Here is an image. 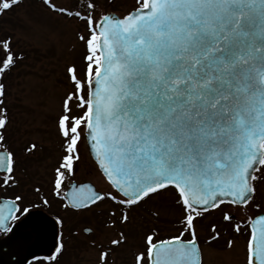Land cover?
<instances>
[{"label": "snow or ice", "instance_id": "6c2138e0", "mask_svg": "<svg viewBox=\"0 0 264 264\" xmlns=\"http://www.w3.org/2000/svg\"><path fill=\"white\" fill-rule=\"evenodd\" d=\"M22 3L0 0V17ZM43 3L82 20L90 33L79 37L88 50L85 78H78L75 67L68 69L75 91L64 98L57 120L64 155L55 168L54 194L67 189L63 207L76 211L111 201L121 214L109 211L106 226L115 227L130 220L132 209L172 189L184 213L180 233L167 240L155 232L146 235L145 251L136 254L135 262L205 264L197 218L221 204L250 205L257 182L264 180V0H137L123 16L108 13L98 19L93 0H81L84 11L58 7L53 0ZM21 60L12 38L0 39L4 189L18 183L16 154L5 135L11 124L5 102L7 77ZM74 107L83 113L75 115ZM85 132L108 185L105 192L72 182ZM37 147L32 143L26 151ZM30 214L21 195L0 203V234L11 238L14 222ZM232 219L225 213V221ZM255 224L244 264H264V215ZM233 230L240 234L242 225ZM212 231L205 243L220 238L215 226ZM118 235L113 246L127 242L123 231ZM233 243L228 241V247ZM64 248L60 244L56 252ZM109 254L101 252V264H108Z\"/></svg>", "mask_w": 264, "mask_h": 264}, {"label": "rangeland", "instance_id": "374dc122", "mask_svg": "<svg viewBox=\"0 0 264 264\" xmlns=\"http://www.w3.org/2000/svg\"><path fill=\"white\" fill-rule=\"evenodd\" d=\"M75 1L53 0V3L71 11H84L78 6V0ZM93 2L96 5L94 18L97 19L108 12L123 16L137 7V0ZM80 35L86 38L90 35L82 20L51 11L43 0H23L19 7L0 17V39L10 36L16 51L23 56V60L6 80L5 104L11 117L7 135L11 139L16 138L17 142L23 139L22 143L25 145L26 141L37 144L29 163L33 184L41 185L49 194L53 187L55 168L64 155V141L57 130V120L64 98L75 91L68 69L75 67L78 78H85L83 72L86 71L85 57L88 53L86 42L79 39ZM83 111L84 109L74 107L75 115H81ZM84 136L81 159L72 180H89L98 190L105 192L108 185L92 160ZM170 204L169 193L162 192L132 209L129 213L130 220L123 225L117 222L115 227L106 226V222L111 219L109 211L116 210L117 217L121 214L111 201L105 200L98 206L79 212L64 209L66 226L69 227L67 233L73 235L72 238L67 237V241L78 246L77 252L73 253L79 256L80 264H101L100 243H103V247L113 249L109 252L111 264H133L136 254L145 251L146 235L152 234L151 231L157 228V214L169 217ZM159 205L162 206V211L158 210ZM85 226L93 228L90 235L82 231ZM121 231L127 242L115 247L111 241L118 239ZM201 236L206 237V232L201 233ZM228 248L225 250L205 246V249L213 253L211 257L209 252V264L214 261L215 264H244L243 246H240L242 251L239 255Z\"/></svg>", "mask_w": 264, "mask_h": 264}, {"label": "flooded vegetation", "instance_id": "af4514ba", "mask_svg": "<svg viewBox=\"0 0 264 264\" xmlns=\"http://www.w3.org/2000/svg\"><path fill=\"white\" fill-rule=\"evenodd\" d=\"M73 1L76 2L75 0ZM78 3V6H80L81 0H78ZM7 132L5 135L7 137L8 145L10 149L14 151L17 158L15 176L18 183L12 188H0V203H6L8 200L14 199L15 196L21 195L24 197V204L31 208V212L40 211L45 215L52 216L54 220H56L57 224L53 246H50L52 243L48 240V246L45 252L33 255L25 253L21 256V261L18 262L16 251L11 254L10 247L14 244L12 240L17 241L19 239H24L23 234L20 233L17 235L16 232L25 219L22 218L18 225L14 222V234L11 235V238H9L8 234H0V264H80V258H78L79 256L73 253L77 252L78 246L73 244L72 241H67V237L72 238L73 235L70 232L67 233V231H69V227L66 226L67 224L65 222L62 199L54 194L53 187L49 194L47 191L43 190L41 185L37 183L33 184V176L29 164L32 154L26 151L28 146L33 142L26 141V145L22 143L23 139H20L21 141L17 142V139H11V137L7 135ZM36 189H39V191H36ZM61 197L63 198V194ZM170 198L171 204L169 205L170 209L168 210L169 217H162L158 214L156 217V219H158V225L156 228L158 239L167 240L172 236L178 235L181 231L180 221L184 215L183 209L177 204L176 199L169 196V199ZM44 200H47L48 203L44 204ZM33 205H35V207H33ZM256 205H260V208H257ZM158 210L162 211V206L159 205ZM225 213L233 217L231 222L224 220ZM261 213H264V180L257 182V193L253 197V201L250 205L234 206L231 204H221L219 208H214L213 210H209L207 213H204L202 218L198 217L195 222V228L199 238V243L204 251L206 250L205 264L210 263V256L212 257L213 255L211 250L205 249V246L207 245L212 248L227 249L228 241L234 239L233 246L228 249L232 251V253L235 251V253L239 255L242 251V249H240V246L242 245L245 254V246L251 232V222ZM237 223L242 225V232L240 234H237L233 230L234 225ZM213 226H215L216 231L219 232L220 238L212 241L210 244L205 243L206 241L211 240L213 235ZM82 231L84 232L83 229ZM203 232H206V237L201 236V233ZM41 237H44V234H38L37 240ZM44 238L46 240L47 238L50 239L49 235H47V237L45 235ZM185 239H190V237L185 234ZM43 244L44 241L39 242V245L42 246ZM60 244L65 245V248L62 250V254H58L56 252V248ZM99 245L102 247L101 252H111L113 250L110 249L109 246L103 247V243H100ZM108 261L109 264H111L109 258ZM215 263L216 262L214 261L213 264ZM133 264H136L135 260Z\"/></svg>", "mask_w": 264, "mask_h": 264}, {"label": "water", "instance_id": "95a60500", "mask_svg": "<svg viewBox=\"0 0 264 264\" xmlns=\"http://www.w3.org/2000/svg\"><path fill=\"white\" fill-rule=\"evenodd\" d=\"M111 14L117 15L115 13ZM87 138L89 141L88 136ZM92 154L95 158V153L92 152ZM261 216H259L254 221V224ZM255 226L258 232L260 226L258 224H255ZM20 233L24 235V239H19L17 241L12 240L14 244H12V246L10 247L11 254L16 251L18 262L21 261V256L25 253L33 255L36 253L45 252L48 246V240H50V242L52 243L50 244V246H53L56 233V224L51 217L45 215L40 211L31 212V214L21 223L20 227L17 229L16 234L19 235ZM40 233L44 234V237L45 235L46 237L47 235H49L50 239L47 238L46 240L44 237H41L37 240V235ZM40 241H44V244L42 246L39 245Z\"/></svg>", "mask_w": 264, "mask_h": 264}, {"label": "trees", "instance_id": "16d2710c", "mask_svg": "<svg viewBox=\"0 0 264 264\" xmlns=\"http://www.w3.org/2000/svg\"><path fill=\"white\" fill-rule=\"evenodd\" d=\"M85 73V72H84Z\"/></svg>", "mask_w": 264, "mask_h": 264}]
</instances>
